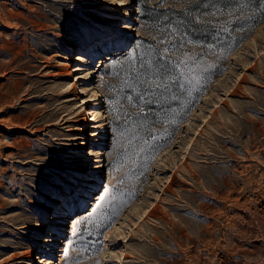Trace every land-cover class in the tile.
<instances>
[{
  "label": "rangeland",
  "instance_id": "374dc122",
  "mask_svg": "<svg viewBox=\"0 0 264 264\" xmlns=\"http://www.w3.org/2000/svg\"><path fill=\"white\" fill-rule=\"evenodd\" d=\"M119 1L0 19V264H264V0Z\"/></svg>",
  "mask_w": 264,
  "mask_h": 264
},
{
  "label": "bare ground",
  "instance_id": "6f19581e",
  "mask_svg": "<svg viewBox=\"0 0 264 264\" xmlns=\"http://www.w3.org/2000/svg\"><path fill=\"white\" fill-rule=\"evenodd\" d=\"M113 6H120L121 5V1L119 0H113ZM7 8H1L0 9V19H5V20H8L10 19L9 17H11V15H14L16 14L17 12L14 11V7L16 5V2L15 0H10L7 4ZM131 10V14H130V17L129 18H135V15H136V9L133 7ZM129 10V11H130ZM18 14V13H17ZM103 27H106V25H104ZM118 28V29H122V25L121 24H118L116 23L115 25V29ZM133 28V25L130 26V30H132ZM112 29V28H111ZM103 30V29H102ZM103 32V31H102ZM101 33V32H100ZM100 33H96V34H93V37H90V36H87L85 41H81L80 43H78L77 45V49L76 51H79L75 54H72L71 52H68V57H69V62H67L66 64V68L63 70V75L67 78H72L73 76H75V80H77L78 78H80V73H77L76 71L80 69V67H76V66H79L77 65L76 63H80L81 61H83V58H82V53L85 51H91V50H86V47L87 46H91V45H96V42L99 41V40H102V38H104L103 36L105 35H100ZM104 33V32H103ZM102 33V34H103ZM109 33V32H108ZM111 39H115L113 38L112 36H110ZM116 37V36H115ZM86 42V45L84 44ZM98 43V42H97ZM106 43V42H105ZM120 46V44H119ZM120 47H123V46H120ZM95 50V49H93ZM89 57L93 58L95 57L94 55L95 54V51H93L92 53H89ZM85 60V59H84ZM75 61V63H74ZM92 61V60H91ZM91 61L90 60H85L84 64H86V66H88L85 70V72L83 73L84 75H82L83 77L82 78H85L87 75L88 78H91V76L93 75V73L95 72L94 70V66L93 67H89V65L91 64ZM78 63V64H79ZM95 81V78H92L91 80V83ZM74 83H71L70 86H72ZM77 84V83H76ZM79 90H82L80 89V87L77 85V87H75L73 89V92L74 93H77ZM91 92H88V93H84L82 92L81 96L80 97H75L74 99L76 100L77 102V106L76 107H83L84 104H87L89 101H90V96H100V94L98 93V91L95 89V88H90ZM99 99H102V97L100 96ZM101 101V100H99ZM99 104V103H98ZM86 107V106H85ZM86 111V115H84L83 117H78L77 119H75L74 121L76 122V124L74 125V128L72 130L76 131V132H79V134L81 133L82 135L84 133H86V129L82 127L83 124H88V121L91 119L92 121H96V118L93 115V113H95L96 115V111H94V109H91V108H84L83 112ZM92 116V118H89V117ZM91 126L89 127L90 128V131L88 133H90L89 135L92 136V138H96V132L94 131V129H97L98 126L95 125L94 123H90ZM93 129V130H91ZM74 139V138H73ZM81 149L83 151H85V159H88V157L90 158L91 162H93L92 164V168L96 170V166L97 164L100 162L98 160H95L94 161V156H95V153L94 151L90 150V149H86L85 146H84V143H82V147ZM103 152H101L102 154ZM105 154V153H103ZM87 156V157H86ZM81 160V158H80ZM83 160V159H82ZM105 160H103L104 162ZM92 170V169H91ZM76 187V186H74ZM59 200V199H58ZM62 201V200H61ZM40 221H38V226H40ZM51 224V223H50ZM35 241H40V227H37V236L35 238ZM35 241L33 242V244H36ZM48 251H50V253H53L55 251V255L57 256L58 253H56V248L55 247H50L48 249ZM19 252H12L10 253V255L4 259V262H8L10 260H13L15 258H19V257H26V259L30 260V259H33L34 258V253L35 252H32L30 249H27V250H24L22 251V253L20 252V254H18ZM37 254H39V257L37 258V264H44L45 263V259L43 258V254L41 253V251H38ZM54 254V253H53ZM36 263V262H35Z\"/></svg>",
  "mask_w": 264,
  "mask_h": 264
},
{
  "label": "built area",
  "instance_id": "2783aa9c",
  "mask_svg": "<svg viewBox=\"0 0 264 264\" xmlns=\"http://www.w3.org/2000/svg\"><path fill=\"white\" fill-rule=\"evenodd\" d=\"M87 116V115H86ZM89 117V116H88Z\"/></svg>",
  "mask_w": 264,
  "mask_h": 264
}]
</instances>
